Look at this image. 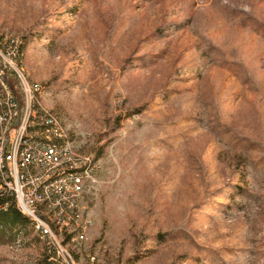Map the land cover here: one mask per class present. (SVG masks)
Listing matches in <instances>:
<instances>
[{"label":"rangeland","instance_id":"rangeland-1","mask_svg":"<svg viewBox=\"0 0 264 264\" xmlns=\"http://www.w3.org/2000/svg\"><path fill=\"white\" fill-rule=\"evenodd\" d=\"M0 63L101 162L68 264H264V0H0Z\"/></svg>","mask_w":264,"mask_h":264},{"label":"built area","instance_id":"built-area-1","mask_svg":"<svg viewBox=\"0 0 264 264\" xmlns=\"http://www.w3.org/2000/svg\"><path fill=\"white\" fill-rule=\"evenodd\" d=\"M17 46L9 54L21 66ZM39 91L0 63V196L10 193L48 251L68 264L52 232L63 237L73 228L75 238H84L81 199L101 162L77 151L61 120L40 107Z\"/></svg>","mask_w":264,"mask_h":264},{"label":"trees","instance_id":"trees-1","mask_svg":"<svg viewBox=\"0 0 264 264\" xmlns=\"http://www.w3.org/2000/svg\"><path fill=\"white\" fill-rule=\"evenodd\" d=\"M9 221V222H8ZM25 221H31L28 217L23 215L16 207L15 199L10 193H6L0 196V228L11 226V224H23ZM11 223V224H10ZM33 224V223H32ZM74 233L64 232V240L70 241ZM44 245V244H43ZM45 247V252L48 257L49 264H52L50 260H57L51 252ZM93 264V263H92Z\"/></svg>","mask_w":264,"mask_h":264}]
</instances>
